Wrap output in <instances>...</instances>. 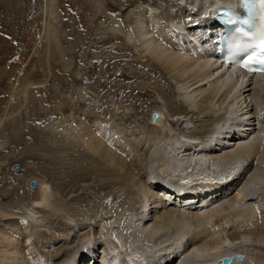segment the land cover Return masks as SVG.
Wrapping results in <instances>:
<instances>
[{
    "label": "bare ground",
    "instance_id": "1",
    "mask_svg": "<svg viewBox=\"0 0 264 264\" xmlns=\"http://www.w3.org/2000/svg\"><path fill=\"white\" fill-rule=\"evenodd\" d=\"M145 1H142V4L146 3ZM219 1L231 3V0ZM150 2L151 4L144 6L140 4L126 13V18L129 20L132 15L133 21L126 24L127 19L123 20V32L120 37L126 47L132 45L137 58L140 59L143 55L145 59L147 58V64L152 66L155 73L161 77L164 73L170 78L175 95L173 98L166 96L168 105L166 103L165 109L158 107L155 111L152 110L150 126L141 124L143 130L138 133L130 128L128 132L125 130L127 133L122 134L121 131H117L114 124H110L109 129L107 128L109 124L90 119L92 124L97 123L96 131L101 132V135L98 138L97 135L90 134L85 142L90 153H100L98 156L107 158L105 161H108L111 167L104 164L100 170L104 176L107 174L112 182L119 179L112 170H124L131 181L134 180L133 176L138 175L141 180V187L138 189L141 191L137 208H142V200H146L145 208L143 211L135 210L136 213L128 215V219L125 220L123 226L131 225L129 227H132L133 236L124 235L123 231L119 230L120 226L113 231L109 226L98 224L97 234L104 238L100 231H105L109 236L110 241L106 242L109 246L100 243L99 237L89 231L92 224L88 223L87 230L80 229L78 234L79 236L84 234L89 242L71 243V246L59 243L55 254L69 248L71 252L67 250L70 252L66 251L69 255L65 253L67 256L63 259L65 261L61 260L58 264H91V260L94 261L93 264L99 262L115 264L116 258L112 253L116 250L115 246L118 249L120 247L118 243H113L116 239L126 240L123 247L127 250H122L125 253L124 264L138 258L140 264H212L214 259L233 257L236 254H243L244 258L241 261L233 260V264H264V77L239 76L229 66L218 64L211 52H206L203 43L210 46V42L217 34L211 17L207 15V12L212 10L211 4L214 5V2L210 0H150ZM166 19L168 22L164 23ZM132 78L135 79L131 76L126 77L127 80ZM136 89L148 94V91H144L140 86ZM176 96H181V100L176 99ZM154 103L156 104L152 101V104ZM136 108L137 106L131 114L136 115L133 113ZM153 114L156 115L154 120ZM179 116H182V121ZM177 119L179 121L175 129L179 141L175 134L170 137L162 135L168 128L169 130L173 128L172 122ZM198 119L201 122L196 123ZM81 124L84 126L83 122ZM136 136L138 139H135ZM141 138L144 139L143 146L138 145ZM105 141L112 143V149L117 145L122 152L130 150L138 152L144 164L149 166L140 168L142 173L139 171V174L129 172L123 158L108 149L104 145ZM131 141L135 142L136 147ZM220 144L224 146L220 147ZM100 147L102 152H99ZM141 148L144 149L143 152L139 151ZM53 155L56 156V153ZM205 156L213 160L209 162ZM54 159L51 162H54ZM58 159L60 162V157ZM153 168L156 170V176L146 177L144 175L146 170L152 174ZM160 178L173 183L171 185L173 194H169L168 191L166 192L168 195L159 192L160 189H154L153 183L151 187V181L154 180L158 181L161 187H167L159 180ZM178 183L181 184L177 186L176 193L175 186ZM182 186L188 188L182 190ZM29 190L33 192L26 190V197L35 194L38 197L37 203L33 202L32 207L41 209L42 214L48 212L49 200L53 196L49 185H42L39 181ZM3 194L5 195V192ZM166 197L177 206L166 205L164 202ZM146 202L149 203L148 206ZM15 209L9 208L7 212L12 214ZM21 217H17L13 222L11 220L9 222L11 229L7 227L8 225L5 228L8 234L2 233L0 237L1 264L8 262L23 264L26 258L24 255H27L29 250L22 251V242L24 248H27L31 238L35 239L38 235L34 230L33 233L36 234L34 236L25 237L22 241L13 239L18 238L21 229L27 225ZM29 218L32 224L42 222L45 223V227L47 225L43 216L37 217L34 212ZM234 222L238 224L237 227ZM28 226L29 230L36 227ZM53 226L49 224L50 229L55 230L57 234L60 231L59 226ZM72 231L73 228L70 226L67 230L61 231L59 236L71 237L68 234L72 235ZM164 235L169 237L166 238ZM163 238L164 243L160 242ZM34 244L38 247V243ZM85 244L90 246L86 252ZM92 246L97 250L91 252ZM50 248L53 249L52 246ZM11 251L13 253H10ZM42 252L45 254L50 251L42 248ZM98 253L103 254L101 261L96 258ZM58 255H55V258ZM145 255L147 257L142 258ZM37 256L35 254L30 257L27 264L30 262L45 264L38 263L37 260L41 258Z\"/></svg>",
    "mask_w": 264,
    "mask_h": 264
},
{
    "label": "rangeland",
    "instance_id": "2",
    "mask_svg": "<svg viewBox=\"0 0 264 264\" xmlns=\"http://www.w3.org/2000/svg\"><path fill=\"white\" fill-rule=\"evenodd\" d=\"M142 1L144 0H0V237L2 233L8 234L5 228L11 229L9 222L21 216L27 225L21 229L20 236L13 239L22 241L25 237L38 234L35 239L31 238L27 248H24L22 242V251L29 250L27 255L23 253L26 257L23 264H27L28 259L35 254L41 258L37 260L38 263L58 264L61 260L65 261L63 259H66L71 249H67L70 252L62 250L55 254L59 243L67 246L83 241L88 243L84 234H78L80 229L87 230L88 223L92 224L89 231L99 237L100 243L110 240L103 230L100 232L105 241L97 234L99 223L111 227L113 231L120 226L119 230L124 235H134L132 227H129L131 225L127 224L128 228L123 225L128 215L132 216L136 213L135 210L143 211L145 208L146 200H142V208H137L141 191L138 189L141 187L140 178L135 175L131 181L128 174L119 169L112 170L119 178L112 182L100 170L104 164L111 167L105 161L107 158L98 156L100 153H90L85 142L90 134H95L98 138L101 135V132L96 131L97 123L92 124L91 120L103 121L106 125L109 124V129L110 124H114L122 134L127 133L130 128L137 133L141 132L143 125L150 126L152 110L155 111L158 107L165 109L168 105L166 96L173 98L175 95L170 78L164 73L162 77L155 73L152 66L147 64V58L144 55L143 58H137L132 45L126 47L120 37L123 22L126 19V24L133 21V16L128 20L126 13L140 6ZM145 2L142 6L151 4L150 0ZM127 76L135 79L127 80ZM137 86L147 90L148 94L136 89ZM177 98L181 100V96H176ZM152 101L156 104H152ZM135 106L137 108L133 113L136 115L131 114ZM179 117L182 121V116ZM178 121H173V128H168V131L165 128V132L161 134L168 137L176 135ZM197 122L201 121L198 119ZM176 138L179 141L178 135ZM135 139H138L137 136ZM131 142L136 147L135 142ZM141 142L138 143L139 146H143V138ZM111 144L104 143L108 149L123 158L129 172L139 174V171L142 173L140 168L149 166L144 164L138 152H122L117 145L112 146V149ZM53 150L56 156L53 155ZM139 151L143 152L144 149ZM99 152H102L101 147ZM51 158L54 162L58 161L51 162ZM205 158L209 162L213 160L209 156ZM14 165L18 167L16 171L11 169ZM155 171L153 168L152 174L155 175H152L146 170L144 175L156 176ZM30 180L36 181L35 183L40 181L42 185H49L51 188L53 196L45 214H42L41 209L32 207L37 203L36 194L26 197V190L33 192L28 189ZM152 183L153 181L151 187ZM185 188L188 187H181L182 190ZM148 205L149 203L146 206ZM9 208H17L14 211L17 214L7 212ZM33 212L37 217L43 216L48 227L42 222L32 224L29 216ZM49 224L59 226L60 231L56 234ZM234 224L238 226L235 222ZM28 225L36 227L29 230ZM67 226L73 228L72 235L68 234L71 237L59 236L61 231L68 229ZM164 239L160 242L164 243ZM124 241L126 240L116 239L113 243L121 246ZM1 242L0 240V244ZM34 243H38V247ZM42 248L50 252L44 254ZM55 255L58 256L55 258ZM102 256L103 254L98 253L97 260L101 261ZM139 259L128 264H140Z\"/></svg>",
    "mask_w": 264,
    "mask_h": 264
},
{
    "label": "water",
    "instance_id": "3",
    "mask_svg": "<svg viewBox=\"0 0 264 264\" xmlns=\"http://www.w3.org/2000/svg\"><path fill=\"white\" fill-rule=\"evenodd\" d=\"M156 119V115L153 114L152 115V120ZM16 165L12 166L11 169L13 171H15L16 169ZM36 183L34 180H30L28 183V188L29 189H33L35 187ZM244 258L243 254H238L235 257H223L222 259H220V264H231L233 260L235 261H241Z\"/></svg>",
    "mask_w": 264,
    "mask_h": 264
},
{
    "label": "snow or ice",
    "instance_id": "4",
    "mask_svg": "<svg viewBox=\"0 0 264 264\" xmlns=\"http://www.w3.org/2000/svg\"><path fill=\"white\" fill-rule=\"evenodd\" d=\"M258 2L260 3V5H261L262 7H264V0H258ZM262 20H264V17H262ZM245 23H248V21H245ZM262 28H264V25H262ZM261 47H262V50H264V40H262V45H261ZM249 59H251V57H249Z\"/></svg>",
    "mask_w": 264,
    "mask_h": 264
}]
</instances>
